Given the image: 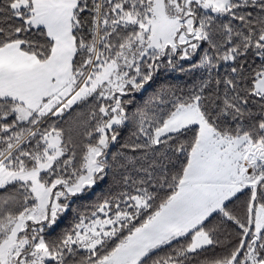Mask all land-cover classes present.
Listing matches in <instances>:
<instances>
[{
  "label": "snow or ice",
  "instance_id": "6c2138e0",
  "mask_svg": "<svg viewBox=\"0 0 264 264\" xmlns=\"http://www.w3.org/2000/svg\"><path fill=\"white\" fill-rule=\"evenodd\" d=\"M0 264H264V0H0Z\"/></svg>",
  "mask_w": 264,
  "mask_h": 264
}]
</instances>
